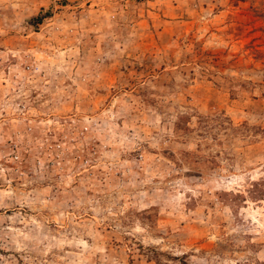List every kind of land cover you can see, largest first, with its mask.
<instances>
[{"label": "rangeland", "instance_id": "rangeland-1", "mask_svg": "<svg viewBox=\"0 0 264 264\" xmlns=\"http://www.w3.org/2000/svg\"><path fill=\"white\" fill-rule=\"evenodd\" d=\"M0 264H264V0H0Z\"/></svg>", "mask_w": 264, "mask_h": 264}, {"label": "trees", "instance_id": "trees-1", "mask_svg": "<svg viewBox=\"0 0 264 264\" xmlns=\"http://www.w3.org/2000/svg\"><path fill=\"white\" fill-rule=\"evenodd\" d=\"M49 15H50V12L49 11H44V13L33 17L32 18V21L34 22V24L40 23L45 17H47Z\"/></svg>", "mask_w": 264, "mask_h": 264}]
</instances>
